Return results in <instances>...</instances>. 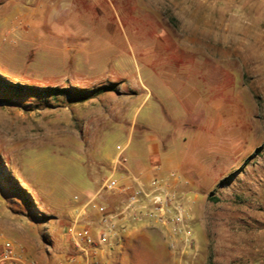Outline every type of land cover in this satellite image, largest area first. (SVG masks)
<instances>
[{"label": "rangeland", "instance_id": "374dc122", "mask_svg": "<svg viewBox=\"0 0 264 264\" xmlns=\"http://www.w3.org/2000/svg\"><path fill=\"white\" fill-rule=\"evenodd\" d=\"M213 1L215 9L227 5ZM188 4L0 0V253L8 245L19 260L8 264H74L65 234L118 171L110 160L116 146L128 164L149 166L145 134L136 127L128 139L132 117L121 96V84L141 76L151 91L137 123L165 132L160 139L168 154L182 155L186 172L172 177L178 184L163 222L145 211L120 219L116 248L124 253L111 264H264V73L248 46L230 49L226 63L206 58L204 48L195 59L183 43L194 38L186 26L205 12ZM169 57L189 63L181 79L175 66L164 70ZM175 79L194 91L193 112L188 96L169 87ZM101 196L118 213L125 195ZM78 221L95 230L94 212Z\"/></svg>", "mask_w": 264, "mask_h": 264}, {"label": "crops", "instance_id": "0c3cea01", "mask_svg": "<svg viewBox=\"0 0 264 264\" xmlns=\"http://www.w3.org/2000/svg\"><path fill=\"white\" fill-rule=\"evenodd\" d=\"M225 2L227 5L222 9H215L213 0H189L188 7H185L189 11L192 10L193 14L198 9L202 10L205 12V19L202 23L195 21L196 24L191 23L186 26L190 31L192 30L194 32V38L188 42L184 40L183 43L191 49V54L195 59L199 58L197 57V48H204V56L206 58L211 61H220V63L229 62L227 57L229 58L230 56V49H239L246 46L255 48L256 61L258 62L257 72L258 75H261V73H264V62H262L264 60V0H223V3ZM218 11L222 12L223 15L220 21L214 20L213 14ZM217 49H221V52L218 53ZM163 60L164 70H170L171 66H175L173 75H177L178 78L182 76L179 71L189 69L188 62H183L175 57L164 58ZM161 75L163 76L164 73H161ZM146 76L150 75L146 74ZM139 79L138 83L133 81V78L126 79V82L121 84L125 86L121 90V96H124L128 103L124 109L125 112H129V116L132 117L129 119V123L131 122V124L128 126V139L136 127L139 129V132L145 134L144 138L146 141V154L149 166L145 167L141 159H135L129 164L126 162L118 166V171H113L109 175L113 176L118 182V188L109 193L115 192V194L125 195L124 200L130 194L131 187L133 189L141 188L143 191H150L154 188H165L168 193H174L173 191L177 188L178 183L172 177L178 172L182 174L186 172V167L180 165V161L178 160L182 155L178 157V155L173 153L168 154L167 146L160 139L161 136H166L165 132L163 134L161 133V135L154 133L146 119L137 123V114L146 101L149 91H151L143 82L142 76ZM169 87L176 91L177 95H183L185 93L184 95L188 96L187 99H182L186 103V112L189 113L195 110L194 107L197 99H195L194 91L189 90L181 81L176 79L170 83ZM110 160L113 165L114 159ZM128 184L133 185L125 187ZM86 212L94 211L87 209L82 214L84 215ZM94 213L97 218L96 227L93 232L92 228L89 227V229L91 238L96 240L98 237L99 214ZM84 218L85 216L82 219L84 220ZM118 226L120 229L123 228L120 221L117 223V228L119 229ZM121 232L117 230L110 238L108 244H94L86 246L83 249L73 247L75 249L73 254H75L77 259L72 262L74 264H95L98 258H108L107 264H111L113 255L124 253V249L120 247L116 248ZM65 236L66 240H69L70 236L68 233ZM127 236H130V233L126 234ZM17 261L19 260L17 259Z\"/></svg>", "mask_w": 264, "mask_h": 264}, {"label": "built area", "instance_id": "2783aa9c", "mask_svg": "<svg viewBox=\"0 0 264 264\" xmlns=\"http://www.w3.org/2000/svg\"><path fill=\"white\" fill-rule=\"evenodd\" d=\"M117 154L113 160V167L116 168L126 163V158L123 156V148L116 146ZM118 188V182L113 176L106 177L100 186V189L94 193L93 197L84 202L81 206L77 217L74 219L71 227L68 228V235L71 237L76 249H83L86 246L94 244L104 245L108 244L110 238L117 232V223L126 217L137 219L144 211L152 218L159 222H163L165 216L169 212V207L173 203V196L163 188H154L146 193L141 188L130 193L122 202L118 213H109L106 207L101 202L102 192H113ZM145 202L143 205L142 203ZM149 207V211L147 210ZM92 210L99 214L98 237L96 240L91 238V232L88 227L77 228L78 220L85 210ZM174 221L180 224L183 217L180 213L174 217ZM13 249L6 246L0 253V264H8L15 262Z\"/></svg>", "mask_w": 264, "mask_h": 264}, {"label": "trees", "instance_id": "16d2710c", "mask_svg": "<svg viewBox=\"0 0 264 264\" xmlns=\"http://www.w3.org/2000/svg\"><path fill=\"white\" fill-rule=\"evenodd\" d=\"M110 90V89H109Z\"/></svg>", "mask_w": 264, "mask_h": 264}]
</instances>
